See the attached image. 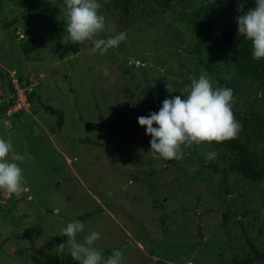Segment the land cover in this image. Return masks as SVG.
I'll list each match as a JSON object with an SVG mask.
<instances>
[{
    "label": "rangeland",
    "instance_id": "obj_1",
    "mask_svg": "<svg viewBox=\"0 0 264 264\" xmlns=\"http://www.w3.org/2000/svg\"><path fill=\"white\" fill-rule=\"evenodd\" d=\"M19 1L21 6L0 0V21L11 23L0 25V105L6 75L14 76L16 68L34 95L25 116L0 115V137L25 156L20 166L27 189L19 197L0 191V264H64L53 243L61 228L84 214L90 216L78 241L95 230L101 234L96 246L105 256L121 250L124 264H264V178L205 169L203 161L227 165L228 155L214 143L184 149L180 161L154 159L151 137L138 123L165 99L185 98L189 78L219 63L225 56L222 34L237 22L240 6L246 13L255 0H134L127 21L101 7L106 27L98 38L120 31V19L132 24L126 40L103 56L91 51L90 42H71L64 0L47 7L52 15L45 26L47 0ZM44 28L61 35V47L53 41L37 47L48 35L38 33ZM37 33L25 55L20 46ZM120 64L131 73H122ZM210 78L214 86L233 90L234 115L264 114V87ZM124 82L130 88L118 98L115 86ZM136 100L143 113L138 116L132 112ZM40 101L63 112L61 128ZM84 138L98 145L79 144ZM209 151L217 153L214 160H206Z\"/></svg>",
    "mask_w": 264,
    "mask_h": 264
},
{
    "label": "clouds",
    "instance_id": "obj_2",
    "mask_svg": "<svg viewBox=\"0 0 264 264\" xmlns=\"http://www.w3.org/2000/svg\"><path fill=\"white\" fill-rule=\"evenodd\" d=\"M64 5L67 8L65 31L73 44L90 42L93 45L91 51L103 56L126 40V32L107 39L98 38L106 27V18L100 13L102 6L98 0H64ZM255 5L246 13L241 5L238 11L242 14L236 17V21L239 36L252 43L253 59L261 60L264 59V0H255ZM104 74L108 75L107 68ZM189 79L191 84L187 95H183L185 98L175 95L165 99L158 112L138 117L139 125L146 128L147 135L151 137L149 153L154 159L180 161L185 157L186 148L237 140L243 130L233 112L234 93L231 88L214 86L207 72L201 73L198 79ZM171 87L167 83L166 89L170 93ZM29 111L30 103L28 111L17 115ZM216 156L215 151L205 154L208 161ZM24 160L25 156L15 151L10 139L0 137V191L19 197L27 190L20 166ZM84 233L85 224L82 221L67 223L61 228V234L67 237V241L56 249L63 253L67 247L68 254L77 264H124L121 250L113 249L110 255L105 256L103 250L96 246L101 234L95 230L78 241V236Z\"/></svg>",
    "mask_w": 264,
    "mask_h": 264
},
{
    "label": "trees",
    "instance_id": "obj_3",
    "mask_svg": "<svg viewBox=\"0 0 264 264\" xmlns=\"http://www.w3.org/2000/svg\"><path fill=\"white\" fill-rule=\"evenodd\" d=\"M14 2L16 5L21 6L22 3L19 0H8ZM134 0H98V2L101 4L102 8L105 9L106 12L109 14H120V17L124 18L125 21L129 20V17H132L134 14V11L136 8L133 6ZM46 16L44 17L42 21L43 25H47L50 22L51 9H48V6H52L54 4V0H47L46 1ZM56 2V1H55ZM43 9V12L45 11ZM108 10V11H107ZM56 21V19H54ZM120 23H118L119 26H122L123 28L120 31L115 32L112 36L116 35L119 32H126V29L131 33V23L124 22L122 19L119 20ZM18 19H14L13 23H17ZM2 24L4 29H7L10 27L11 23L3 20L0 21V25ZM60 30L64 31V28H62L59 24ZM44 32H38L39 34L45 36L47 32V37H43L44 40L40 38V35L37 33L35 37L31 38L30 40H26L23 42V45L20 46L22 53L27 55L30 50L31 46L35 43V39L39 36L40 42L37 47L42 46L46 47V45H49L53 41L57 46L61 47V35L58 32H51V28L47 30L44 28ZM54 34V35H53ZM222 45H223V55L225 56L220 58L219 63H217L215 66H211V63H208L205 65L207 72L214 76L219 82L221 80L223 81H229L230 78L233 79H245L251 82L256 83V86L263 88L264 87V59L261 60H255L253 59L251 53H252V43L248 40H246L244 37L239 36L238 34V24L237 22L231 24L222 34ZM124 42V41H123ZM121 42V43H123ZM124 64V63H123ZM13 69V68H12ZM120 69L122 73L125 75H128L131 73V70H129V65H122L120 64ZM18 68H16V72L14 76L16 77L17 83H19L21 86L28 87L27 82L24 80L26 77L23 75V73H20L17 71ZM223 70V71H222ZM18 72V74H17ZM8 78V82L6 83V89H4V93L6 96L4 102L0 105V115L5 116L7 109L12 105V101L9 98L10 95L14 94V84L12 81V78L14 76L6 75ZM129 84L126 82L119 83L117 86H115V94L116 97L121 98V95H124L121 93V89H129ZM138 89V88H137ZM120 93H119V92ZM3 93V94H4ZM27 100L30 103V109L32 111V97L34 95V89L31 91L29 89L25 90ZM38 100L40 99L39 93H37ZM128 98V94H127ZM3 100V98H2ZM133 99H130L132 102ZM134 101V100H133ZM134 103V102H133ZM132 103V105H134ZM137 107L133 108V113L138 116L140 114H143L140 112L138 102L136 100ZM131 105V106H132ZM40 107L42 110H45L49 114L55 116L57 118L56 120V126L58 128L62 127V124L64 123V116L63 112L61 110H56L52 106L43 104L40 101ZM19 115H12L11 117L7 118H13L18 117ZM25 116V115H24ZM236 120L239 121V123L242 125V131L239 134V139L232 140V141H225L223 143H214L217 148H221L225 151V153L228 155L229 158L226 159L227 165L226 167H223L222 164L213 165L211 162L203 161V167L205 169L211 170L213 173H220V174H226L229 171H234L245 177L246 179L250 181H258L264 178V163H262V159L264 158V114L260 113L259 111L251 110L248 113H244L242 115H235ZM103 118V117H101ZM114 117H111V121L116 123L117 122L113 119ZM78 143L81 145L89 144L96 146L98 145L96 142L91 141L87 138L78 140ZM259 144H261V149L259 147ZM252 148H255L257 151L251 150ZM263 150V151H262ZM150 157V156H149ZM261 160V163H260ZM225 162V164H226ZM223 163V162H222ZM90 215L84 214L77 218L79 221H85ZM66 236H63L62 234L60 236H57L54 241V245L57 248L58 245L61 243L66 242ZM198 246H201V241L198 240L196 242ZM256 256L258 254H255ZM254 256V257H256ZM62 260L64 264H70L69 260V254L68 251L65 250L61 254ZM254 262L252 259H245V260H232V264H251Z\"/></svg>",
    "mask_w": 264,
    "mask_h": 264
},
{
    "label": "built area",
    "instance_id": "obj_4",
    "mask_svg": "<svg viewBox=\"0 0 264 264\" xmlns=\"http://www.w3.org/2000/svg\"><path fill=\"white\" fill-rule=\"evenodd\" d=\"M14 94L10 95L12 105L7 109L6 114L8 117L28 111L29 102L25 90L27 87L21 86L17 81L13 80Z\"/></svg>",
    "mask_w": 264,
    "mask_h": 264
},
{
    "label": "water",
    "instance_id": "obj_5",
    "mask_svg": "<svg viewBox=\"0 0 264 264\" xmlns=\"http://www.w3.org/2000/svg\"><path fill=\"white\" fill-rule=\"evenodd\" d=\"M39 43V42H38ZM159 264H161V263H159Z\"/></svg>",
    "mask_w": 264,
    "mask_h": 264
}]
</instances>
